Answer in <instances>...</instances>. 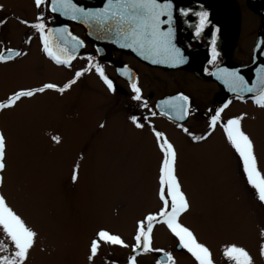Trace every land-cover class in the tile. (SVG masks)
Returning <instances> with one entry per match:
<instances>
[{
    "label": "rangeland",
    "instance_id": "rangeland-1",
    "mask_svg": "<svg viewBox=\"0 0 264 264\" xmlns=\"http://www.w3.org/2000/svg\"><path fill=\"white\" fill-rule=\"evenodd\" d=\"M37 55L0 66V101L14 90L44 82L62 86L77 71L75 64L56 68ZM84 78L62 95L49 90L0 114V129L9 137L8 170L0 193L39 234L27 264H87L88 241L100 228L120 235L129 247L102 245L94 264H126L136 221L158 207L160 154L154 139L131 124L124 98L109 97L100 85L88 83L87 75ZM241 114L264 171V109L249 102L226 112L227 118ZM159 124L177 148L178 176L191 202L181 222L210 247L214 264H229L223 256L229 243L244 247L255 264H264L259 255L264 205L247 185L242 162L226 139L210 137L193 144L187 136L173 134L169 125ZM53 135L61 137L59 145L51 140ZM77 162L79 178L73 183ZM174 240L164 226L154 228V247L172 252L176 264H194L186 253L174 251ZM0 241L8 244L2 232ZM155 254H142L137 264H156Z\"/></svg>",
    "mask_w": 264,
    "mask_h": 264
},
{
    "label": "snow or ice",
    "instance_id": "snow-or-ice-1",
    "mask_svg": "<svg viewBox=\"0 0 264 264\" xmlns=\"http://www.w3.org/2000/svg\"><path fill=\"white\" fill-rule=\"evenodd\" d=\"M37 9L41 5H47L48 0H33ZM52 12H60L63 15L71 14L72 19H81L83 22H93L100 28L107 26L109 32H113L116 41L122 48H131L144 59H150L151 63H172L180 64L184 58L180 50L172 44V28L169 26L165 31L162 25L171 24L172 4L160 3L159 0H107L103 8L85 10L77 7L71 0H50ZM3 6L0 5V10ZM183 15H188L187 10H182ZM199 23L196 25V35L199 36L203 28L208 23V13L206 11L197 12ZM166 17L167 19H162ZM23 24L33 29L38 34V39L42 45L43 53L56 65L71 69V62L76 58L75 52L78 47H82V42L68 32L67 28L51 29L47 28L42 14L35 17V22L19 19ZM6 21L0 19V26ZM215 36L212 39V61L218 55L215 48ZM29 37L25 43H30ZM27 53L6 47L0 49V65H7L15 62L18 58L26 56ZM89 57L87 68L75 72L72 79L62 86L52 82H44L37 87H27L14 90L6 99L0 101V113L14 110L18 105L28 99L37 97L40 94L51 90L59 94H64L71 88L85 72L95 69L100 80L107 87L109 92H114V85L111 79L104 73L99 64H93ZM210 61V62H212ZM128 74L132 99L141 102V107L147 108V102L142 99L141 89L138 83L131 79L127 69L121 73ZM219 79L229 87V90L236 93L238 100H243V93L253 94L252 102L260 109H264V75L258 77L257 83L252 86L244 81L235 71L227 69L219 70ZM231 101L224 103L222 107L215 109L207 121V130L203 134H195L182 124H177V128L184 133L193 144H200L207 141L217 127L223 130V135L227 144L234 150L235 154L242 162L243 173L247 185L254 190L260 204L264 205V171L258 166L255 154L254 141L248 133L243 130L242 120L244 114L227 118L222 117V113L228 108ZM161 115H167L169 119L183 120L190 113L189 97L178 94L167 100L161 101ZM155 116L156 113L152 112ZM131 124L137 130H144L147 126L154 137L155 146L160 153L157 177L158 207L155 211H149L138 219L135 223L134 244L131 246L132 255L129 256L127 264H137V256L142 254L157 253L159 258L156 264H176L172 252L163 248L153 246L154 228L158 225L164 226L167 231L178 241V248L186 251L194 260V264H214L213 254L210 247L201 242L194 232L181 222V217L191 209V202L182 188L178 176V151L176 146L169 140L167 135L157 130L151 124L148 117L143 121L133 115L130 117ZM104 128V124L99 125ZM51 140L59 145L61 137L51 136ZM9 158V137L5 130L0 129V188L5 185V174L8 170ZM83 157L81 156V159ZM80 164L77 162L72 168L71 180L75 183L79 178ZM0 232L7 239L8 244L0 241V264H27L31 250L35 247L38 232L30 227L25 220L10 206L7 197L0 193ZM261 243L259 245V255L264 258V227L259 231ZM102 245L119 246L128 248L120 235L113 234L105 228L98 229L87 244V264H94L95 258ZM223 256L229 264H255L253 257L242 246L229 243L223 247Z\"/></svg>",
    "mask_w": 264,
    "mask_h": 264
},
{
    "label": "flooded vegetation",
    "instance_id": "flooded-vegetation-1",
    "mask_svg": "<svg viewBox=\"0 0 264 264\" xmlns=\"http://www.w3.org/2000/svg\"><path fill=\"white\" fill-rule=\"evenodd\" d=\"M71 2L76 6L83 3L98 5L105 0H71ZM169 2L175 12L177 42L194 59V64L188 69L151 68L128 54L113 50L98 57L92 50L91 42L85 38L83 28L73 22L71 14L63 15L60 12H52L50 0L47 5H41L39 9L35 7L33 0H0V5L3 6L0 10V19L6 21L3 26H0V49L11 47L27 53L26 56L18 58L16 61H29L30 57L38 54L39 58L51 66L67 69L52 62L43 53L38 34L18 22L19 19H24L33 23L35 17L42 14L47 28H69L70 32L84 43L83 52L71 62V67L75 64L77 71L85 69L89 64V57H91V62L99 64L111 79L115 91H108L94 68L85 72L78 82H82L85 79L84 76L87 75L88 83L100 85L109 97L117 98V100L124 98L126 101H124L123 110L129 119L133 115L140 118L141 121L144 117H148L157 130L160 128L159 123L162 122L170 126L173 134L179 136L186 135L177 128L178 123L189 128L195 134H203L207 130V121L210 115L224 103L231 101L228 108L222 113L225 120L228 117L227 110L233 105H243L249 102L254 105L252 99L238 100L236 96H224L218 83L214 80V76L219 75V72L216 71L220 69L239 70L252 62L257 40L260 35L264 34V8L256 6L257 0H169ZM182 10H187L188 15H183ZM201 11L208 13V23L197 36L196 25L199 23V17L196 13ZM214 32L216 33L215 48L218 55L212 61ZM29 37H31V42L25 43ZM13 63H9L7 66ZM124 69H127L131 79L138 83L142 99L147 102V108L141 107V102L132 99L134 94L131 91L129 75L121 74ZM178 94L189 97L190 113L185 119L177 121L174 114L172 119H169L167 115H161V104L159 109L154 111L155 103H161V101ZM254 108L257 107L254 105ZM152 112H155L156 115L153 116ZM193 124L198 125V130L192 129ZM201 126H205V128ZM139 131L145 136L148 133V136H152L154 139L147 126L144 130ZM211 137L225 139L223 130L219 127ZM179 253H186V251L180 249ZM186 254L191 257L188 253Z\"/></svg>",
    "mask_w": 264,
    "mask_h": 264
},
{
    "label": "water",
    "instance_id": "water-1",
    "mask_svg": "<svg viewBox=\"0 0 264 264\" xmlns=\"http://www.w3.org/2000/svg\"><path fill=\"white\" fill-rule=\"evenodd\" d=\"M160 3H168L169 0H159ZM105 3H107V0L103 2L102 4L98 5H90V4H80V6H77L79 8H83L85 10H93L103 8ZM256 6L264 8V0H257ZM70 16V15H69ZM72 19V18H71ZM162 19H167L166 17H162ZM73 22L81 27H83L85 31V37L88 39L92 44V49L95 51L98 57H102L103 55L107 54L109 51H119L126 54H129L133 56L135 59L140 61L141 63L153 67V68H161L165 70H177V69H188L194 64V59L191 55L186 53L181 47H179L177 39H176V20H175V14L174 9L172 6V21L169 25L168 23H165L162 25L163 30H167L170 26L172 28V44L180 50V53L182 54L184 58V62L180 64L173 65L172 63H157L153 64L151 63L150 59H144L142 56H140L137 52L133 51L131 48H122L120 47L119 43L116 41V36L113 32H109L107 30V26L104 28H100L98 25H96L93 22L85 23L81 19H72ZM58 29V28H53ZM68 29V28H67ZM68 32L70 33L69 29ZM71 34V33H70ZM72 35V34H71ZM83 44V43H82ZM82 47H78L75 56L79 54L83 50ZM235 71L238 73L239 76H241L244 81L248 84V86H252L254 83H257L258 77L261 75H264V34L260 35L256 44V47L254 49V54L252 57V62L249 66L243 69H235L230 70ZM214 80L218 83L219 87L222 90V93L224 96L229 95H235L236 93L229 90V87L224 83L222 79H219L218 76H214ZM244 98H251L253 94L249 93H243L242 94ZM160 102L156 104L155 111H157L160 107ZM178 248V247H177ZM159 258V255H158Z\"/></svg>",
    "mask_w": 264,
    "mask_h": 264
}]
</instances>
